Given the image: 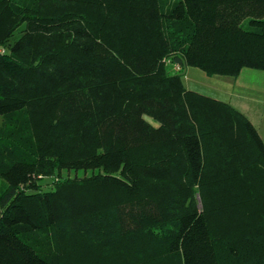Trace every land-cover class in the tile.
<instances>
[{"label":"trees","instance_id":"obj_1","mask_svg":"<svg viewBox=\"0 0 264 264\" xmlns=\"http://www.w3.org/2000/svg\"><path fill=\"white\" fill-rule=\"evenodd\" d=\"M185 66L264 70V0H0V264H264V140Z\"/></svg>","mask_w":264,"mask_h":264},{"label":"crops","instance_id":"obj_2","mask_svg":"<svg viewBox=\"0 0 264 264\" xmlns=\"http://www.w3.org/2000/svg\"><path fill=\"white\" fill-rule=\"evenodd\" d=\"M193 67V66H190ZM198 68V67H197ZM200 69V68H199ZM192 70V69H190ZM195 70V69H193ZM202 70V69H200ZM244 68L237 76H230V75H221V74H213V75H207L203 70L205 76L201 75L202 73H196L194 76L191 72L186 77V83L184 82L185 86L189 89H193L196 91H199L201 93L213 96L215 98L225 100L236 106L238 109L243 111L254 123V125L257 127L260 135L262 136L264 140V107H257L254 109H250L248 106L245 105V103L237 97V95L234 92V85L241 78V74L243 72ZM250 74V73H248ZM235 78V82L229 81L228 78ZM250 76L247 77V79ZM209 78H213L214 80H210ZM263 95V94H262ZM261 101H264V95L260 99ZM259 100V102H260ZM253 102H256V100H252Z\"/></svg>","mask_w":264,"mask_h":264},{"label":"rangeland","instance_id":"obj_3","mask_svg":"<svg viewBox=\"0 0 264 264\" xmlns=\"http://www.w3.org/2000/svg\"><path fill=\"white\" fill-rule=\"evenodd\" d=\"M192 69V70H190ZM195 69V70H193ZM195 71L198 73H202L201 75H204V72L200 70L197 67H190L185 66L183 69V82L186 83V77L191 72L194 76L196 75ZM250 73V74H248ZM250 76L248 79L247 77ZM207 78V76H205ZM239 80L234 85V92L239 97L246 106H248L250 109H254L257 107H264V101H261L260 99L264 95V70L259 69H253V68H244ZM211 81L214 80L213 78H209ZM229 81L235 82L236 79L231 77L228 78ZM263 94V95H262ZM252 100H256V102H253ZM260 100V102H259ZM50 178H44L43 181H49Z\"/></svg>","mask_w":264,"mask_h":264}]
</instances>
